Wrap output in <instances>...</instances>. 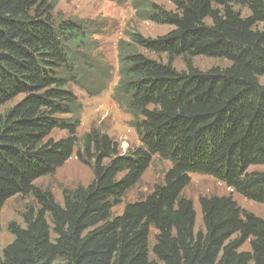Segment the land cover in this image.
Returning <instances> with one entry per match:
<instances>
[{"label":"trees","instance_id":"obj_1","mask_svg":"<svg viewBox=\"0 0 264 264\" xmlns=\"http://www.w3.org/2000/svg\"><path fill=\"white\" fill-rule=\"evenodd\" d=\"M169 1L174 9L132 6L170 31L151 37L132 28L118 43L113 95L140 140L121 153L98 127L77 135L82 106L72 86L93 95L109 77L93 55L95 25L55 16L52 0H0V212L18 194L35 202L24 226L9 224L14 238L0 248V264H264V218L232 195H202L197 230L184 194L199 173L264 203V169H250L264 166V0ZM197 56L229 65L200 70ZM55 129L66 136L53 138ZM74 153L94 177L64 188L61 203L35 181ZM155 155L171 163L163 181L114 215Z\"/></svg>","mask_w":264,"mask_h":264},{"label":"rangeland","instance_id":"obj_2","mask_svg":"<svg viewBox=\"0 0 264 264\" xmlns=\"http://www.w3.org/2000/svg\"><path fill=\"white\" fill-rule=\"evenodd\" d=\"M133 0L125 2H115L112 0H52L55 9L54 15L60 18H76L79 21H90L96 27L93 36L95 44L98 45L97 52L104 64L109 67V77L105 82V88L90 95L76 86H72L78 101L80 102L81 114L80 125L77 128V135L81 137L92 127H98L107 132L119 144L121 153H127L132 148L140 145V140L136 130L131 125L132 117L115 100L113 91L119 81L118 75V43L121 39H128L127 32L132 28L139 30L146 36L156 37L166 34L172 29L171 25L158 24L148 20H141L136 16V11L132 6ZM156 2L167 9H174L169 0H150ZM247 11L244 10V13ZM152 55V54H151ZM158 58L156 55H152ZM166 60V56L160 57ZM193 64L200 70H208L212 67H225L229 62L225 59L197 56L193 58ZM174 65L179 70L186 68L181 57L174 61ZM260 83H264V75L259 78ZM21 96L15 98L7 106L16 103ZM55 139L66 136V131L55 129L51 133ZM171 163L162 159L158 155L153 156L147 170L142 175L141 180L121 198L118 205L114 206L113 214H120L125 204L133 202L150 192L156 183L162 182L166 171ZM251 170L264 169V166H251ZM94 177L92 169L78 159L74 153L65 164L58 168L54 175H46L35 181L36 186L43 189H50L56 200L63 202L62 191L64 188H73L77 185H87ZM184 194L191 198L197 212L196 229H202L201 212L198 199L202 195H232L237 203L244 210L252 212L264 218V203H258L244 198L225 183L212 176L194 173L191 174V182L185 188ZM35 205L31 195L18 194L9 198L3 205L0 212V248L3 249L14 238L9 231V224L17 222L24 226L23 213L30 206ZM155 230L152 229L151 244ZM55 235L52 233V238ZM243 250H250V245L246 243ZM153 257L152 253L150 254ZM57 264V263H53ZM253 264V263H251Z\"/></svg>","mask_w":264,"mask_h":264}]
</instances>
